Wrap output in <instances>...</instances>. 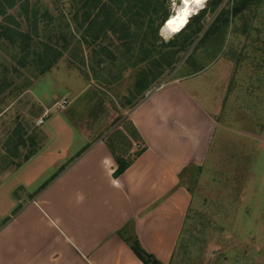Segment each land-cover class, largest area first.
Masks as SVG:
<instances>
[{
	"label": "rangeland",
	"instance_id": "1",
	"mask_svg": "<svg viewBox=\"0 0 264 264\" xmlns=\"http://www.w3.org/2000/svg\"><path fill=\"white\" fill-rule=\"evenodd\" d=\"M209 2L191 15L206 8V29L224 6L226 26L199 41L201 32L162 72L150 62L177 49L171 42L179 30L163 26L182 0H165L161 26L138 11L128 39L109 31L95 44L82 36L78 0H29L25 10L7 5L0 15V227L97 137L107 133L108 148L128 157L141 150L127 114L151 92L185 79L218 124L206 159L178 180L188 193L184 218L162 263L264 264V0L235 15L242 0H223L216 12ZM127 10L121 3L119 13ZM34 19L37 37L27 51L1 28L30 31Z\"/></svg>",
	"mask_w": 264,
	"mask_h": 264
},
{
	"label": "crops",
	"instance_id": "2",
	"mask_svg": "<svg viewBox=\"0 0 264 264\" xmlns=\"http://www.w3.org/2000/svg\"><path fill=\"white\" fill-rule=\"evenodd\" d=\"M184 80L127 114L145 149L122 174L113 175L117 162L101 135L32 194L0 227V264H142L127 233L167 263L188 195L178 180L206 159L218 124Z\"/></svg>",
	"mask_w": 264,
	"mask_h": 264
},
{
	"label": "trees",
	"instance_id": "3",
	"mask_svg": "<svg viewBox=\"0 0 264 264\" xmlns=\"http://www.w3.org/2000/svg\"><path fill=\"white\" fill-rule=\"evenodd\" d=\"M250 1L252 0H242L240 5H237L233 8L232 14H237L238 11L242 9V6L248 4ZM222 2L223 0H210L208 7L211 8L213 12H216V10H218V8L221 6ZM16 3L19 4L20 8L25 10L27 8V5H29V0H0V15H6L5 8L7 7V5L13 7L14 5H16ZM78 3L80 4L76 10L81 12L82 19L78 24L81 28L83 25H85V28L82 31V36L85 40L86 35L91 37L92 42H94L93 44L105 37L109 31H112L113 34H120V37L128 39L132 34V32H130L132 19L138 16V11L148 13L150 24L154 23V21H156L157 19L158 27L161 26L163 22H165V20L168 18V13L165 7V0H78ZM121 3H124L125 5L127 4L128 10L125 14L119 13ZM205 9L206 8L201 9V11H199L197 14L191 15L188 18L185 26L174 34V41H172L171 43L173 44L174 42H176V50H174V48H171V50L167 49L164 55L160 57V62H156L159 59L156 58V56L154 60L150 62V64L155 63L154 67L155 69L159 68L158 72H162V68L166 66L171 67L173 62H178L175 59L176 54L181 50L186 51L191 46V44L199 37V34L201 32L202 35L199 37V41L205 38L208 34L215 33L219 29L226 26L228 18H226V15L224 13L225 10H223L224 6H222L221 9L216 13L210 25H208L205 29V26L202 23L203 17L205 15L204 13L206 12ZM33 14V17L36 19L37 14H35V12H33ZM75 17L76 14L73 18L76 20ZM123 17H126L127 21H124L122 19ZM35 19L30 21V25H33L32 27H30V31L29 29L27 31L18 29L14 30L13 28H8V26H2L1 28L2 30L7 31V33L12 35V37H14V39H12V42H20V47L21 43H23L22 49H24V51H27L28 41L32 40L33 35L37 37V26L35 23ZM194 27L196 28L194 29ZM31 30L35 33L31 34ZM182 37L184 42L180 41L181 43H178V39ZM28 55L29 54H26L25 57H27ZM46 55H48L47 52ZM33 56L39 61L43 58L42 54L38 53H35ZM45 60L47 61L48 59L45 58ZM45 66L47 67V70L50 69V63H47ZM138 86L142 90L146 86L143 78ZM107 143L110 146L112 145L111 141H108ZM144 149L145 147L143 146L141 150L134 151L130 154V157L118 152L117 150L115 152L112 151V154L114 155V158L117 162V168L114 171L113 175L118 176L122 174L134 161V159H136V157H138L144 151ZM123 239L126 244H128L135 256L142 262V264H163L152 253L146 251L143 248L138 237L134 233H127L125 236H123Z\"/></svg>",
	"mask_w": 264,
	"mask_h": 264
},
{
	"label": "bare ground",
	"instance_id": "4",
	"mask_svg": "<svg viewBox=\"0 0 264 264\" xmlns=\"http://www.w3.org/2000/svg\"><path fill=\"white\" fill-rule=\"evenodd\" d=\"M203 1L204 0H182V6L179 9L178 15L165 22L166 24H164L163 30H171L173 32L180 30L181 26L184 25V21L190 17L193 10L199 7Z\"/></svg>",
	"mask_w": 264,
	"mask_h": 264
},
{
	"label": "clouds",
	"instance_id": "5",
	"mask_svg": "<svg viewBox=\"0 0 264 264\" xmlns=\"http://www.w3.org/2000/svg\"><path fill=\"white\" fill-rule=\"evenodd\" d=\"M191 16V15H190Z\"/></svg>",
	"mask_w": 264,
	"mask_h": 264
}]
</instances>
